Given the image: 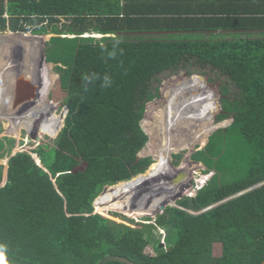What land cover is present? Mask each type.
Here are the masks:
<instances>
[{"label":"trees","instance_id":"1","mask_svg":"<svg viewBox=\"0 0 264 264\" xmlns=\"http://www.w3.org/2000/svg\"><path fill=\"white\" fill-rule=\"evenodd\" d=\"M169 7L160 3L158 13L134 15L121 7L120 0H9L10 23L0 20L1 30L8 26L15 32L57 34L48 42L52 52L46 59L52 62L49 55L54 53L59 56L55 63L67 66L62 87L68 111L56 144L41 143L34 151L42 166L26 151L11 155L6 174L0 165V264H97L111 254L137 264L264 261V184L200 214L187 211H200L264 182V33L225 37L233 27L248 30L260 24L243 16L199 14L195 9L173 12ZM134 18L139 21L137 28ZM177 29L204 33L168 39ZM150 30L160 31L161 37L129 35ZM91 32L103 36H80ZM114 45L117 56L107 59ZM52 66L38 60L39 72L48 73L45 86L49 89ZM179 70L192 72L199 83L190 85L178 78L166 83L167 102L153 115L159 120L178 109H205L211 120L209 141L192 158L206 166V173L215 171L214 175L194 197L180 199V207H166L151 225L110 221L94 212V204L97 207L104 196L157 168L151 156L137 155L149 141L140 122L147 104L158 97L154 82L164 73ZM22 73L30 79L28 68ZM106 74L112 84L102 88ZM210 74L224 77L217 88L224 93L222 99L202 87L201 78ZM85 75L100 79L85 88ZM219 109V121H233L215 130L226 124L213 121ZM27 118L3 120L19 136L22 124L33 127L43 119L32 114ZM149 149L152 153L151 142ZM106 185L113 186L102 193ZM108 208L98 211L117 210ZM159 228L166 230L165 247L160 238L154 240L153 232ZM151 244L154 254L146 252ZM219 244L220 253H216Z\"/></svg>","mask_w":264,"mask_h":264},{"label":"rangeland","instance_id":"2","mask_svg":"<svg viewBox=\"0 0 264 264\" xmlns=\"http://www.w3.org/2000/svg\"><path fill=\"white\" fill-rule=\"evenodd\" d=\"M55 24L58 27H62V23ZM28 34L34 35L31 31H28ZM96 34L91 33L89 36L99 39L100 37ZM16 35L11 34L13 39L9 42L10 46L7 40L11 37L0 38V165L4 167V174H6L11 155L20 151L31 153L40 163L37 153L34 152L35 149L41 143L56 144L65 126L67 115L66 95L63 94L65 90L62 87V75L65 73L67 66L65 64H53L59 56L54 53L49 55V59L52 60L53 64L51 71L54 74L50 89L45 86L48 77L47 71L45 70L46 72L40 73L38 69V60L42 59L47 63L43 57L52 52V50H49L50 43H48L51 35L41 34L43 40L39 39L37 41L35 40L37 38H34V43L29 42L28 46H26L27 42L25 41L20 42V46L14 45L15 38H22L16 37ZM25 47L26 55L23 49ZM63 48L74 52V49L71 47L64 46ZM28 49H31V51ZM11 51L12 56L9 57ZM5 52L7 53V57H9L7 59ZM5 66L8 69L4 70ZM26 68H28L31 82L38 88V97L35 101L27 102L17 110H14L11 105L15 94L17 77ZM174 78L181 79L190 85H194L195 81L199 83L198 78L192 72L189 73L186 70L164 73L154 82L153 88L157 90V87H159L158 97L147 104V113H145L144 119H142L145 123L143 129L149 137V142L143 149V156H151L158 165L150 174L141 176L132 184L104 196L97 207L94 204V212L102 214L110 221L129 224L134 227L142 226V223L144 226L151 225L156 220V217L163 212V210H160L162 206H165V208L168 206H179L178 202L180 199L187 196L194 197L200 188L214 175L215 171L206 174V166L201 162H196L192 158V155L197 150L202 149L208 143L206 138L207 134L211 131V120H206L205 116L197 111H182L181 109L172 113L173 116L168 117V114L163 115V118L159 120H156L153 115L154 110L166 104L167 99L164 95V88L166 87V83H173ZM201 80L203 81V89L209 92V94L216 93L218 97L221 96V99L224 97V93L220 91L219 94L217 89L222 85L224 77L213 78L212 76H207L206 78H201ZM54 99L55 103L53 102ZM149 108L150 111L148 112ZM221 112V109L216 111L213 117L214 122L221 123L217 119V116ZM30 114L37 120L43 119L40 123L35 122L33 127L22 124L19 128V136L10 132L8 126H6L7 120L14 121L18 117H25L27 121V117ZM223 121H226V124L216 129L228 126L232 123L233 119L227 118ZM153 123L155 125L151 128ZM150 142L153 154L150 153ZM167 149L170 150V153L167 152ZM184 166L187 169H184ZM182 170L187 172V178L180 182L178 177L181 175ZM104 190L106 191L107 189ZM168 196L169 198H167ZM171 196L175 198L173 201L167 202V199L169 200ZM108 207L117 210L98 211L99 208L109 209ZM141 210L150 212L151 214L139 215L136 211L140 212ZM188 210L195 214H200L201 212V210ZM153 234L154 240L160 238L161 244L165 247L164 238L166 230L155 229ZM153 247L152 244L148 245L146 252L154 254ZM215 248L216 253H220V244L216 245Z\"/></svg>","mask_w":264,"mask_h":264},{"label":"crops","instance_id":"3","mask_svg":"<svg viewBox=\"0 0 264 264\" xmlns=\"http://www.w3.org/2000/svg\"><path fill=\"white\" fill-rule=\"evenodd\" d=\"M160 3L169 4L170 7L168 9L169 10L173 9V12H175L176 10H181L182 12H193V11H187L185 9H188V10L195 9L200 12L199 14H210V15L218 14L220 16L221 15H232V16H237V17L243 16V17H247V19H250V21L257 23L258 25L259 24L261 25V23H264V0H120L121 7L127 11L130 10L131 12L134 13V15L143 14V13H150V14L158 13V9L156 8V5L159 6ZM8 6H9V0H0V20L6 19L7 25H9L10 23ZM2 12L3 14H1ZM135 18L133 19V24H134L133 27L137 28L136 26L139 24V21H136ZM144 21L147 23L145 19ZM237 24H242V23L238 20ZM260 25L258 27H255L253 29H248V30H245L247 28H234L233 27L231 30L225 33V37L234 36V35L243 36V34L244 35L252 34L253 36L263 34L264 26L263 25L260 26ZM1 29H2V22H0V37L9 34L8 38H10L11 34L16 35L15 31L10 30L8 26L6 30H1ZM16 32H20V31H16ZM194 33L202 36L201 34H203L204 32L202 30L193 31V30H187V29L185 30L177 29L171 32V35H169L168 39H172V38L181 39V38L191 37L193 36ZM49 34L51 35V37L53 35H57L55 33H49ZM27 35L17 34L16 37H22L19 40H21V42L22 41L27 42L26 46H28L29 42L34 43V40L27 39ZM129 35L132 36L133 38H139V37L153 38L156 36L161 37L162 33L160 31L152 32L150 30L147 32H132ZM24 37L25 39H23ZM29 38H35V37L31 36ZM10 39H13V38L11 37ZM10 39L7 40V43L9 46H10V43H9ZM39 39L41 38H37V41ZM18 44H20V42ZM23 49H24V54L26 55L25 53L26 47ZM31 49H28V50L31 51ZM5 57L7 58V53Z\"/></svg>","mask_w":264,"mask_h":264},{"label":"water","instance_id":"4","mask_svg":"<svg viewBox=\"0 0 264 264\" xmlns=\"http://www.w3.org/2000/svg\"><path fill=\"white\" fill-rule=\"evenodd\" d=\"M16 34L27 35V33H25V32H16ZM31 36H33L35 38H41V40H43V36L42 35H31ZM45 58L46 57H43L44 60H45ZM6 69H8V68H6V66H5L4 70H6ZM37 97H38V88L36 87V85L33 84L31 82V80L28 79L23 73H20L18 75L17 81H16L15 97L12 99V105H11L12 109L17 110L19 107H21L22 105L26 104L28 101H35L37 99ZM146 113H147V110H146ZM140 123H141L142 127L145 124L143 120ZM148 142H147V144H148ZM147 144L145 145V147L147 146ZM143 149L138 152V154H137L138 157H144L143 156L144 155L143 154ZM78 169H81V168H78ZM181 172H182V173H180L181 175L178 177L180 182L187 177V172H185L183 170ZM263 184H264V182L260 183V184H258L256 186H253V187H251V188H249L247 190H244V191H242L240 193H237L236 195H234L232 197H229V198L224 199V200H222V201H220L218 203H215V204H213V205H211V206H209L207 208H204V209L201 210L200 213L205 212V211H207V210H209V209H211V208H213V207H215V206H217V205H219L221 203H224L225 201H227L229 199H232V198H234V197H236V196H238V195H240V194H242V193H244L246 191H249L251 189L259 187V186H261ZM108 187H110V186H108ZM108 187H106L105 189H107ZM103 191H105V190H103ZM94 203H95V201H94ZM164 209H165V206H162L160 210L164 211ZM189 212H191V211H189ZM191 213H193V212H191ZM193 214H195V213H193ZM197 214H199V213H197ZM111 261H119V262H122V263H125V264H137L136 262L132 261L128 257L121 256V255H116V254H111V255L105 256L97 264H107V263H109ZM260 264H264V261H262Z\"/></svg>","mask_w":264,"mask_h":264},{"label":"clouds","instance_id":"5","mask_svg":"<svg viewBox=\"0 0 264 264\" xmlns=\"http://www.w3.org/2000/svg\"><path fill=\"white\" fill-rule=\"evenodd\" d=\"M32 32V31H31ZM25 33H28V32H25ZM91 33H94V32H91ZM90 33V34H91ZM89 33H85V34H81L80 36H82V37H90L89 35H90ZM94 34H96V33H94ZM98 35H100L99 33H97ZM34 35H41V34H34ZM63 36H65V37H71L72 36V34H62ZM76 35H74V36H72V37H75ZM103 35H101V37H102ZM103 47V46H102ZM121 53H122V50H121ZM116 56H117V52H116V50H115V45L113 46V50L112 51H109V52H107V59H115L116 58ZM46 58H47V55H46ZM45 58V60L47 61V59ZM47 63H52V62H47ZM53 64H61V63H53ZM96 79H100V77H98V76H89V75H85V76H83L82 77V82L84 83V85H85V88H87V85L88 84H90V83H92L94 80H96ZM111 84H112V78H111V76H109V75H104L103 77H102V79H101V83H100V86L102 87V88H107V87H110L111 86ZM15 97V94H14V96H13V98ZM49 97V96H48ZM12 98V99H13ZM28 102H32V101H28ZM52 103V102H51ZM67 110H68V108H67ZM225 120V119H224ZM221 121H223V120H220L219 122H221ZM217 130V129H216ZM210 137V136H209ZM209 137H208V141H209ZM35 158V157H34ZM39 159V158H38ZM36 160V159H35ZM37 161V160H36ZM39 161H40V159H39ZM41 162V161H40ZM196 162H198V161H196ZM38 163V162H37ZM39 164V163H38ZM41 165V164H40ZM42 166V165H41ZM8 168V167H7ZM207 174V173H206ZM138 175H140V174H138ZM137 175V176H138ZM134 177H136V176H134ZM133 177V178H134ZM133 178H131L130 180H132ZM129 180H126V181H122V182H128ZM120 183V182H119ZM108 186H113V185H106L105 187H104V189L106 188V187H108ZM96 200V199H95ZM178 207H180V206H178ZM187 211H189V210H187ZM191 213V212H190ZM160 229V228H159ZM162 229V228H161Z\"/></svg>","mask_w":264,"mask_h":264},{"label":"bare ground","instance_id":"6","mask_svg":"<svg viewBox=\"0 0 264 264\" xmlns=\"http://www.w3.org/2000/svg\"><path fill=\"white\" fill-rule=\"evenodd\" d=\"M10 40H11V39H10ZM10 40H9V41H10ZM19 42H21V40H19V39H15L14 45H17V46H18V45H19V44H18ZM19 46H20V45H19ZM10 56H12V51H11V55H9V57H10ZM13 56H14V55H13ZM9 57H7V58H9ZM7 58H6V59H7ZM8 89H9V88H8ZM8 98H9V97H8ZM183 110H187V111H197V112L203 114V115L205 116V119H206V120H210V119L207 117V113H206L205 109H203V108H201V107H196V108H194V109H193V108H186V109H182V111H183ZM24 118H25V117H24ZM154 125H155V123H153V124L151 125V126H152L151 128H153ZM150 133H151V132H150ZM169 147H170V146H169ZM167 150H168V149H167ZM167 152L170 153V150H168ZM154 173H155V172H154ZM139 198H140V197H139Z\"/></svg>","mask_w":264,"mask_h":264}]
</instances>
